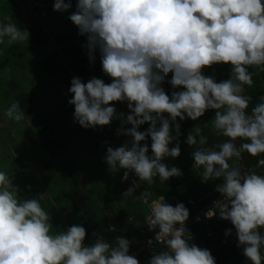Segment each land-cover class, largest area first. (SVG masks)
<instances>
[{"label": "clouds", "instance_id": "clouds-1", "mask_svg": "<svg viewBox=\"0 0 264 264\" xmlns=\"http://www.w3.org/2000/svg\"><path fill=\"white\" fill-rule=\"evenodd\" d=\"M40 2L50 4L48 0ZM51 3L55 12H71L67 19L77 34L85 37L82 48L89 63L95 62L98 53L101 70L110 78L109 83L95 76L87 82L71 79L67 103L74 108V123L83 129L107 126L113 119L130 125L117 129L129 140L116 148L107 147L103 157L112 172L124 170L121 181L130 187L123 196H132L135 188H141L129 173L148 184L180 177V169L162 161L180 155L179 122L198 121L209 110L214 115L205 126L210 123L214 135L225 139L208 146L201 123H196L184 143L194 148L191 156L193 165L203 170L201 182H217L208 188L207 200L201 204L192 197L184 203L173 197V206L163 195L152 204L140 189L136 195L147 212L138 236L117 233L109 242L93 232L95 239L86 244L82 222L54 232L52 217L40 202L18 198L20 189L12 175L0 169V264H144L141 252L150 256L147 264H216L213 249L200 248L192 224L186 228L185 221L194 207L218 194L220 198L205 217L215 216L226 224L225 237L234 228L236 247L241 249L245 264H262L264 173L242 170L235 161L247 153L254 163L256 156L264 154V97L249 110L251 97L244 94L245 86L253 84L249 68L264 72V0ZM29 36L26 28L0 21V44L29 41ZM217 64L229 66L227 79L217 81L204 74L203 69ZM165 82L171 86L167 94ZM113 102L126 103L128 114L117 113ZM24 115L18 102L4 111L14 122ZM145 124L147 128L140 131ZM247 158L244 156L246 164ZM26 187L30 190L31 186ZM210 227L211 235L205 227L203 233L216 240L218 233ZM108 230L115 231V227Z\"/></svg>", "mask_w": 264, "mask_h": 264}, {"label": "trees", "instance_id": "trees-1", "mask_svg": "<svg viewBox=\"0 0 264 264\" xmlns=\"http://www.w3.org/2000/svg\"><path fill=\"white\" fill-rule=\"evenodd\" d=\"M38 1L39 0H0V21L6 23H16L19 27L26 28L30 33L29 39L37 40L41 38L39 41L35 42L34 47H36L37 50L40 51L41 55H44L43 60H46L47 63L44 64L43 70L47 75L49 74L50 80L53 78V80H60L63 81L64 84L66 83L67 85H70V81L73 77H79L82 82H87L93 76L100 78V76L102 75L101 77H104V82L109 83L110 78L107 77L103 72H101L102 74L98 76L92 71L94 69L97 70L98 67L96 65L92 66L93 63H89L86 50L78 51L81 36L77 34V28L72 23L71 25L64 19V16L67 13L70 14L71 12H55L52 9L53 3L49 6H46L42 2L38 3ZM20 2H25V4L27 5V9H25V7L23 6H19ZM49 2H52V0H49ZM8 6L12 7V10H10ZM47 19H53L56 25H58L57 22L59 24H63L61 20L63 19L67 24V27H65L64 30V34H57L56 32H54V30L48 28V23H45V20ZM50 32L53 33L49 34ZM67 34L70 35V39L67 41V39L64 38L63 40V37ZM54 38L57 39L55 40V45H57L58 48L54 50H47L46 48L49 47V43H51ZM5 43L6 48H9L8 43ZM15 49H17L18 54H20L19 44L16 45ZM20 59H12L10 63L11 66L16 69L14 73L15 75H23L22 67L25 63L22 61V59L21 61L23 63H21ZM97 60L100 63L98 53L96 54L95 64L97 63ZM203 71L205 75H213L215 76L216 80L219 81L228 78L229 66L225 64H217L211 67H206L205 69H203ZM249 71L252 73L253 84L251 86H245L244 94L251 97L249 104L250 110L253 105L260 101L261 97H264V72L257 71L255 66L250 67ZM170 77L171 74H169L166 80L170 79ZM50 80L48 81V83L52 82ZM163 87L166 94L171 90V86L166 82L163 84ZM8 89H11V96L13 98H19L23 93H27L26 88L22 87L21 85H17L16 83H14V85H8ZM45 101L46 95L39 98L36 97L35 100H32L33 103H45ZM3 103L4 102L0 101V104ZM20 104L23 108V101H21ZM113 105L116 108L117 113L123 112L125 113V115L128 114L126 103L113 102ZM49 110L54 111V106H50ZM213 115L214 112L209 110L206 111L204 116L201 117L198 121H190L187 119L183 122L178 121L179 123H181L180 146H183L184 148L182 152L183 163L181 165V168L183 170L181 171H202V168H196L193 165L191 152L194 151V148L189 147L184 143V139L186 138L188 131L194 124L201 123L200 126L202 128V134L208 138V146H211L212 144L225 139L223 137L218 138L214 135L210 123L208 126H205L204 122L210 121ZM110 123L111 128L115 125L120 126V124H123L125 122L119 119H113ZM147 126L148 125L145 124V128H147ZM70 128L72 130L75 129V127L73 126H71ZM9 133H12L11 129H1L0 139L5 140V138L8 137ZM236 143L237 146H239L240 141H237ZM53 153L54 149L52 145L47 143L46 145H43L33 151V154L42 156L43 159L47 156H52ZM242 155L248 157L246 159L247 163H252V156L248 155L247 153H243ZM256 157L255 159H257ZM76 160L80 161L84 159L78 158ZM229 163L233 164V161H229ZM0 166H2L4 169L12 168L15 171H29V173H32L31 170L34 167L30 164V161L28 159H14L2 156H0ZM260 173H264V171ZM102 175V171L92 172L85 176L83 182L72 183L70 189L66 191L73 192V198H71L69 201H65L59 198L56 205H54L55 207H53L52 202L45 197L47 195H45L44 192L53 195V190L50 189V187L53 188L55 186H58L59 184H51L46 180L45 186L41 188H36L37 184H34L32 189L31 182L27 185L31 186L30 191L33 193L32 196H30L34 199H37L40 202L42 208H45L48 212H50V214L52 213L53 215L61 212V215L57 214L55 217L52 216L51 223L53 221L52 230L54 232L58 231L59 229L63 230L68 226L82 222V226L86 230V237L84 241L86 244L95 239L92 236L93 232H97L100 236L104 237L105 240L109 242L113 241L117 233H119L123 237H129V235L137 237L138 232L143 225V216L147 212V206L143 202H141V199H139L136 195L141 188H135V193L132 196H123V193L130 187L129 185H126V181H121L123 170H121L119 174L117 173L116 175L114 174L113 176L109 177V182L111 183H109L107 187V182ZM181 180L179 177H176L175 179L169 178L167 181L163 182L162 185H160V187L165 188L164 197L167 200H169L174 191L177 192V190L181 189ZM216 182L217 181H209L208 188H213V185ZM42 183H44V181H42ZM47 187L48 189L46 191ZM112 188L116 192L115 199H112ZM90 190L91 192L95 193L93 196L87 199V193H89ZM30 196H28L26 199L30 198ZM205 200H207V198L199 200L198 202H204ZM58 205L60 206L59 211H57L59 209V207H57ZM205 221L210 223L212 228L215 229L218 234H222L223 236L225 229H227L226 224H224L218 217L205 219L199 223H193L190 228L192 229L194 239L200 243V248H204V245L207 247H211L213 249V253H211V255L214 257L215 262L221 259L227 260L230 256L235 258L243 257V255L241 254V249H236L235 236L231 238V235L226 237L228 240L226 249H224V251H218L215 253L214 246H217L216 243L219 242V238H216V240H209L204 235L203 228L205 227ZM110 227H115V231H109L108 229ZM230 229H232V232L234 231L233 227ZM139 258L143 261L144 264H147L150 256H147L146 252H141Z\"/></svg>", "mask_w": 264, "mask_h": 264}, {"label": "crops", "instance_id": "crops-1", "mask_svg": "<svg viewBox=\"0 0 264 264\" xmlns=\"http://www.w3.org/2000/svg\"><path fill=\"white\" fill-rule=\"evenodd\" d=\"M50 4L52 3L50 2ZM44 5L49 6L47 4ZM17 44L18 43L11 44L9 45V48H16ZM20 57V54L17 53L13 59H20ZM23 75L14 74L13 80L9 83V85H14V83L21 85L27 89V93H23L19 98H13L10 93V96H8L6 101L3 104H0V116L3 117L5 122L3 126L0 125V130L9 128L12 131V133H9L5 140L0 139V156L14 159L25 158L28 159L30 164L34 166L31 170L32 173H29V171H15L12 168L4 169L0 166V169H4L5 172L12 175L13 183L20 189L18 198L26 199L28 196H32L33 193L26 187L28 186V183H32V189L34 184H37L36 188H41L45 186V181L47 180L48 183L59 184L58 186L51 188L53 190V195L44 192L45 195H47L45 197L48 198L52 202V206L55 207L54 205H56L59 198L65 201H69L73 198V192L66 191L70 189L72 183L83 182L85 176L92 172L99 171H102V176L107 182V187L108 184L111 183L109 182V177L114 174L116 175L117 173L119 174L121 170L112 172L111 169H108L107 165L103 161L106 148H116L121 144L126 143L129 138L119 134L117 129L121 127L127 128L129 125L123 123L120 124V126L115 125L110 128V123L107 126H100L98 129H83L77 123H74V108L72 105L67 103V100L71 98V94L67 92L70 87L69 84H64V82L60 80H54L48 83L49 92L37 93V89H39L40 86H35V84L38 82L33 85L25 83L26 80L24 78L19 80L20 77H23ZM22 79H24V82H22ZM50 92H56L60 95L58 105L48 102V95ZM44 95H46L45 103L32 102V100H35L36 97L39 98ZM21 101H23L24 104L23 108L20 104ZM13 102H18L20 109L25 112L24 118L19 122H14L4 116L5 109ZM50 106H54L55 110L50 111ZM71 126L75 127V129L72 130L70 128ZM144 129H146L145 125H142L139 130L143 131ZM148 142L150 143V140ZM46 143L52 145L54 149L52 156H47L43 159L42 156L33 154L34 150L46 145ZM171 146L172 145L169 147ZM180 148L181 151L178 156L180 158L177 157L175 159L168 157L162 162L168 166H175L181 171L183 170L181 165L183 163L182 152L184 148L183 146H180ZM78 158H82L84 160L77 161L76 159ZM202 171L198 172L202 175ZM129 174L134 180H137V183L141 186L142 191L148 195L150 200H153L152 204L159 198L160 195H165V188L160 187L162 184L159 183L158 179H156L154 183L148 184L146 181H138V178L132 173ZM187 175L190 174L182 175V180L181 176L179 177L182 182L181 189L177 190V192H173L169 198V204L173 205L171 202L173 197H177L181 203H184L187 197H192L197 204H201L202 202L198 201L206 197L209 181L201 182L200 180L198 186L195 187V189H191L186 186V183L190 180ZM171 178L175 179L176 177ZM42 181H44V183H42ZM47 189L48 187L46 188V191ZM94 193L95 192H91L90 190L89 193H87L88 195L86 194L87 199L93 196ZM111 194L113 196L112 199H115L116 192L113 188ZM31 196L30 198H32ZM57 207H59L57 210L59 211L60 206L58 205ZM43 209L46 210L45 208ZM48 213L50 214V212ZM57 214L61 215V212ZM50 215L51 217L56 216L52 213ZM51 224L53 226V221ZM234 232L235 230L232 232L231 238L235 236ZM217 236L216 237L219 238V242L216 243V247L214 246L215 253L218 251H224V249H226V245H228L226 237L222 234H218ZM236 249L238 250L237 247ZM227 261H239L237 264H245V257L235 258L230 256ZM262 264H264V261H262Z\"/></svg>", "mask_w": 264, "mask_h": 264}, {"label": "rangeland", "instance_id": "rangeland-1", "mask_svg": "<svg viewBox=\"0 0 264 264\" xmlns=\"http://www.w3.org/2000/svg\"><path fill=\"white\" fill-rule=\"evenodd\" d=\"M20 1V0H17ZM29 5V4H28ZM19 6L25 7L27 9V5L25 2H20ZM8 8L12 10V7ZM67 13L64 16V19L71 24V22L67 19L68 17ZM66 17V18H65ZM63 24L56 25L53 19H47L45 20V23H48V28L54 30L57 34L63 35L65 27H67V24L64 22L63 19H61ZM72 25V24H71ZM77 32V31H76ZM53 32H50L49 34H52ZM67 39V41L70 39V35L67 34L66 36L63 37V40ZM41 39V38H40ZM40 39L37 40H32L29 39V41H24V42H19L20 46V58L22 61L25 63L22 67L23 71V77L26 81L25 83H28L30 85H33L34 83L38 82L35 84V86H40L39 89H37V93L41 92H49V84L48 81L49 79V74L47 75L46 72L43 70L44 64L47 63L46 60H43L44 55L40 54V51L37 50L36 47H34L35 42L39 41ZM56 38L52 40L51 43H49V47H47V50H54L57 49L58 46L56 44ZM85 43V37L81 36L80 39V46L78 51H85L84 48H82V45ZM9 45V44H8ZM18 53L17 49L15 48H6V43L0 44V101L5 102L8 96H10L11 89H8L9 83L13 80V75L16 71L14 67L11 66V60L16 56ZM20 59V62L23 63ZM96 62V61H95ZM95 62L92 64V66L96 65L98 69L92 70L96 75H101L102 70L100 68V63L97 60V63ZM47 75V76H46ZM102 76V75H101ZM100 79L104 80V77H101ZM24 79H22V82H24ZM50 81H54L53 78ZM59 98L60 95H58L56 92H50L48 95V102L53 103L58 105L59 104ZM4 120L3 117L0 116V125H4ZM100 127V126H99ZM99 127H96L98 129ZM182 175L184 174H190L187 175V177L190 178V180L186 183V186L191 189H195V187L198 186L200 182V178L202 175L198 172V170L192 171V172H187V171H182ZM181 175V179H182ZM163 184V183H162ZM51 189V187H50ZM240 261V260H239ZM239 261H227V260H218L216 264H237Z\"/></svg>", "mask_w": 264, "mask_h": 264}, {"label": "built area", "instance_id": "built-area-1", "mask_svg": "<svg viewBox=\"0 0 264 264\" xmlns=\"http://www.w3.org/2000/svg\"><path fill=\"white\" fill-rule=\"evenodd\" d=\"M261 161H264V155H258L257 159L254 163H249V164L247 163L246 164V163H244V156L242 155V157L239 161H235V164L237 166H239L242 170L253 169V170H256L257 172H262V171H264V163H261ZM219 198H220V196L218 194L214 199L212 198L211 200H209L206 203H204L200 206H197V207H194L193 201L191 199H188L187 200L188 204H190V206H192L194 208L192 210V213L189 215L187 221H185L186 228H187V225H190L193 223H199L205 219H211V218H206L205 213L213 207V202ZM213 211H218V209L214 208ZM225 223L231 224L229 221H225ZM204 231L208 235L212 234L210 224L207 221H205ZM153 242H155V241H153Z\"/></svg>", "mask_w": 264, "mask_h": 264}]
</instances>
